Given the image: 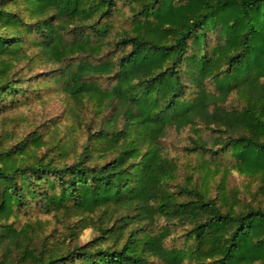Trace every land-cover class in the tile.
<instances>
[{
    "label": "trees",
    "instance_id": "trees-1",
    "mask_svg": "<svg viewBox=\"0 0 264 264\" xmlns=\"http://www.w3.org/2000/svg\"><path fill=\"white\" fill-rule=\"evenodd\" d=\"M38 65L86 138L5 119L0 264H264V0H0V116ZM187 126L180 172L161 139Z\"/></svg>",
    "mask_w": 264,
    "mask_h": 264
},
{
    "label": "rangeland",
    "instance_id": "rangeland-1",
    "mask_svg": "<svg viewBox=\"0 0 264 264\" xmlns=\"http://www.w3.org/2000/svg\"><path fill=\"white\" fill-rule=\"evenodd\" d=\"M123 25V22L118 21V26ZM128 26V24H125ZM51 65H38L34 68L33 72L28 73V77L31 78V83L34 87H37L38 91L32 92L30 97L19 107H16L5 114L0 116V129L3 126L5 119L9 123L8 126H14L22 133L30 130L34 126H37L39 131L46 133L51 129L58 128L61 135L67 133L68 137H75L82 143L86 138V133L81 127L78 131L73 129V123L76 121L77 116L73 114L71 106L72 100L62 92L56 82L52 80L50 76ZM36 75L35 79L32 76ZM34 78V77H33ZM39 85V86H38ZM40 95V96H39ZM94 104L89 103L85 105H77L76 112L79 115L85 116L89 121L91 118H95ZM206 136L211 138V134L206 131ZM191 136H194L190 126L177 130L175 128H169L167 133L162 137L161 142L164 151L170 156L175 158L180 165V172L187 170L189 162L194 164L195 157L193 154H189L188 146H191ZM244 177L239 175L237 171H232L229 177L230 186L242 185ZM41 218L43 220H51V224L48 225V230L57 228L62 229V224L57 222L52 214H44L38 210L33 212L32 219ZM28 220V216L21 215V219L17 221L16 225H20ZM182 229L177 230L172 236L168 237L167 245L173 243L172 237L180 235ZM94 235L92 228H87L81 234V241L85 242ZM177 243H180L177 240Z\"/></svg>",
    "mask_w": 264,
    "mask_h": 264
}]
</instances>
